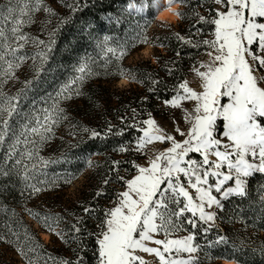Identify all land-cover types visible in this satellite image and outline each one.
Listing matches in <instances>:
<instances>
[{"label":"snow or ice","instance_id":"1","mask_svg":"<svg viewBox=\"0 0 264 264\" xmlns=\"http://www.w3.org/2000/svg\"><path fill=\"white\" fill-rule=\"evenodd\" d=\"M191 2L130 0L119 15L109 13L106 19L109 23L121 24L125 14L145 13L148 9L172 10L171 5L177 3L191 8ZM199 2L202 5L211 2L220 6L209 9V16L191 9L192 16L197 17L196 24L214 25L212 38L193 39L192 35L172 33L180 48L176 49L175 58L165 61L162 66L168 75H172L175 69L169 64L174 65L183 58L181 50L185 47L196 50L203 47L209 57L207 63L192 69L199 78L201 90H194L185 80L174 86V94L169 99L163 100L165 106L180 110L184 121L190 125L186 132L178 125L175 127V132L185 138L177 141L174 135L158 125L151 113L147 119H136L139 113L135 108L131 109L132 123H128V117L122 116L119 118L120 125L106 121L103 130L83 128V132L88 134L87 140L79 139L71 147L79 148L87 141L123 137L130 129L139 133L133 137L132 147L129 142H124L116 145L112 149L114 152L147 154L149 146L156 142H167L170 146L148 156L147 166L133 161L136 174L131 179H125L117 172V180L123 181L126 187L116 194L115 206L103 209L102 219L97 217V233L84 228L86 218L96 216L95 207L82 205L84 215L76 218L70 232L58 230V225L64 219L61 214H42L32 208L24 209L63 243L77 244V248L73 249L75 260L46 254L44 246L28 226L22 224L15 209H9L0 200V213L7 216V219L0 217V243L14 248L25 264H87L84 253L88 249L83 243L85 236L96 237L95 264H202L203 259L231 260L241 264L236 255L243 254V241L237 244L226 234L220 233L210 239L209 233L216 227L218 211L224 207L223 201L248 198L250 180L256 174L264 176V0ZM61 3L72 14L94 6L88 0H72V3L61 0ZM40 11L50 16L57 15L44 0H5L0 4V148L7 145L0 157V181H11L15 177L21 185L19 191L26 199L46 191H59L78 175V171L64 170L51 175L46 171L50 165L71 163L66 152L53 158H44L39 154L40 146L49 142L54 135V127L67 119L62 103L82 97L86 82L100 76L116 75L137 83L148 81L150 86L147 92L155 95L163 85V79L148 74L143 80H138L135 70L118 65L138 45L158 41L161 46L167 47L165 41L170 39L163 37L149 41L146 28L150 20L147 18L143 23L136 24L131 35L123 38L93 34L89 31L92 27L89 24L82 31L96 42V47L103 53V63L97 65L91 56H81L72 66L70 80L61 84L55 95L48 94L44 101L46 107L37 109V101L34 100L31 111H22L21 101L28 97L51 59L60 27L71 19L70 16L61 19L59 25L48 33L46 41L30 36L23 30L33 23L34 14ZM172 11L178 17L186 16L180 8ZM213 11L215 15H211ZM9 24L11 27H8ZM196 24L189 27V32L195 28L193 35L199 36L203 28ZM30 41L40 49L31 57L22 54ZM37 58L40 65L35 68V74L24 81V87L17 90L15 95L5 93V86L17 79L16 71L29 59L35 63ZM155 59L159 62L160 58ZM110 65H115V69ZM148 99V95L140 98L141 103ZM225 99L227 102H223ZM184 102H193L191 111L184 107ZM221 121L223 130L218 131ZM192 153L199 154L200 159L190 158ZM91 155L89 153L84 157L88 167L94 165ZM33 160L39 164L29 167ZM111 163L110 171L116 172L122 161L114 160ZM225 168L227 172L223 171ZM41 176L43 179H40ZM181 177L187 180V187ZM213 179L215 182L211 183ZM109 183V177H105L103 185ZM10 187H15V184L0 183V194ZM189 188L195 189V199L190 195ZM260 191L264 193V183ZM103 195L105 193L101 188L93 198ZM259 203L264 214V195H261ZM187 213L191 215L186 216ZM185 224L195 231L181 238H169L172 233L181 231ZM160 233L164 234V239L157 238ZM198 236L203 237L202 243L197 242ZM219 248L225 251L217 256L215 250ZM259 251L264 256V246Z\"/></svg>","mask_w":264,"mask_h":264},{"label":"trees","instance_id":"2","mask_svg":"<svg viewBox=\"0 0 264 264\" xmlns=\"http://www.w3.org/2000/svg\"><path fill=\"white\" fill-rule=\"evenodd\" d=\"M4 2L5 0H0V4ZM67 2L72 3V0H67ZM88 2L94 6H89L80 12L72 14L69 8L61 3V0H44V3L53 8L57 15L50 16L43 11L39 12L44 16L42 24L48 22V28L45 25L44 28H41V31L44 33L42 39L48 40V33L59 25L61 19L68 16L71 19L68 23L60 27V31L55 37L56 44L47 66L49 73L42 77L46 69L45 67L38 79L40 85L29 93L31 102L34 100L39 101L42 97L45 99L48 94L55 95V91L59 86L70 80L73 75L72 66L77 63L81 56H91L97 61V65L103 63V53L96 47V42L82 31L89 24L92 26L89 31L93 32V34H99L101 37L108 34L123 38L131 35L136 24L138 22L143 23L144 19L147 18L150 20L146 28V35L149 41L163 37H170V39L165 41L167 47L161 46L158 41L156 43L138 45L118 65L121 68H126L125 61L129 56H132L146 45H151L153 49L152 57H142L140 61L128 66V68L135 70L138 80H143L148 74H151L155 78L163 79L164 83L155 95L147 92V88L150 86L148 81L144 83L130 81V83L122 88H113L114 82L123 77L116 75L93 77L86 82L83 89L84 95L79 98H74L75 100L79 99L82 101L85 108L92 107V110L95 109L97 111L93 113L94 110L88 116L87 125H83V122L80 120V116L87 117L82 112V105L74 104L76 105L73 110L74 116L70 120L68 118L69 116H67L66 120H63L54 127V135L49 141L51 143L48 146H42L40 153L44 158H53L66 152L71 159V163L50 165L46 171L49 175L64 170L78 171V175H76L71 183L64 185L59 191H46L40 193L38 196L26 199L21 195L19 191L21 185L15 177L11 181H0V183L15 184V187H10L7 191L0 194V200L9 209H15L22 224L28 226L39 243L44 246L45 253L53 257L67 258L70 260H75L76 258V253L73 249L77 248V244L71 242L68 244L63 243L57 235L48 232L41 226L37 219L30 216L24 209L32 208L42 214L59 213L64 219L58 225V230L63 229L65 232H70L71 225L76 222V218L84 215L82 205L95 207L97 208L96 216L87 217L84 228L88 232L97 233L99 231L97 228L99 219L97 217L103 218V209L111 207V202L116 200V194L125 187L123 181L117 180V172L120 176H124L125 179H127L128 175L135 172V168L132 166V162L136 160L134 151L120 153L114 152L112 149L116 145L124 142H129V146L131 147L133 137L139 133L135 129H130L123 137H109L105 141H87L86 144H82L79 148H73L70 145L77 143L79 139L87 140L88 134L83 132V128L85 127L103 130L106 127V121L114 125H120L119 118L122 116L128 117V123H132V108L137 109L139 115L136 119L140 120L145 119L149 113H157L160 102L169 99L174 94L172 91L174 86L185 79L190 69L196 64L197 58L205 50L203 47L199 50L188 47L183 48L181 50L183 58L174 65L169 64V67H173L175 71L172 75H168L162 66L165 61L174 59L176 49L180 48L179 42L175 40L172 33L179 32L185 36L192 35L193 39H201L207 36L210 37L214 29V25L211 24H196L197 17L191 14V9L194 8L201 15L209 16L208 10L215 9V4L211 2L202 5L199 0H192L191 8L186 5H181V11H184L186 16L179 17L178 22L175 24L157 22L153 14V9L146 10L144 14H125L121 24L109 23L106 16L109 13L119 15L121 10L127 7L130 0H88ZM211 15H215L214 11ZM194 24L197 27L203 28L201 35H193L195 28H192L191 32H189V27ZM164 25H168L169 27H165ZM8 27H11V25L9 24ZM156 57L160 58L159 62L155 59ZM152 58H154V61H152ZM109 67L114 70L116 66L110 65ZM97 70L100 69L97 68ZM111 88V93L104 95ZM145 95H148L149 99L147 102L141 103L140 98ZM86 96L88 97L86 98ZM100 97H104L103 99L105 100L107 97H111V99L114 97L115 100L114 103L105 101L104 108H101L95 102L97 99L100 100ZM50 103L51 101L49 100L48 104ZM68 103L69 101L62 103L65 110L68 107ZM62 125H66V127L61 128ZM73 132L76 134L73 135ZM49 146L50 148H48ZM6 148L7 145L4 148H0V157H2ZM89 153L92 154L91 159L94 161L92 167H88L84 160V157ZM114 160H120L122 163L116 172H111V162ZM31 164L38 165L39 162L33 160L30 162L29 167H31ZM80 177L85 178V182L80 184L75 194L70 195V193H67L66 191ZM105 177H109L110 179V183L107 185H103ZM40 179H43V176ZM262 183H264V176L256 174L249 182L248 198H230L227 201H223L224 207L222 211H218V218L215 222L216 227L212 233H209L210 239L214 238L217 233H220L226 234L237 244L243 241V254L237 253L236 255V258L241 261V264H264V256L259 251L264 246V214L261 213L259 203L261 195H264L260 191ZM101 188H103L105 195L94 199L95 192ZM187 214L191 215L190 213ZM0 217L7 219L4 213H0ZM35 223L37 224V228L34 226ZM20 231L23 233V227L20 228ZM182 231L190 233L195 230L190 225L185 224ZM40 232L49 235L50 239L48 242H45L40 237ZM197 242L202 243L203 237L198 236ZM83 243L87 245L88 249L84 253L87 258V264H95L94 252L97 247L96 237L85 236ZM227 250L231 251V249ZM223 251H225L223 248L216 249L215 255L218 256ZM201 256L203 258V253H201ZM220 260L213 259L208 261L207 259H203L202 264H220ZM19 263L25 264V261L16 253L14 248L0 243V264Z\"/></svg>","mask_w":264,"mask_h":264},{"label":"rangeland","instance_id":"3","mask_svg":"<svg viewBox=\"0 0 264 264\" xmlns=\"http://www.w3.org/2000/svg\"><path fill=\"white\" fill-rule=\"evenodd\" d=\"M217 7H220L218 5H215V9ZM180 9H181V5H180ZM223 10V9H222ZM160 11V10H159ZM157 13L158 11L157 10H153V14H154V17H155V20L157 22H163V23H177L178 20L176 21H173V19H163V20H158L157 19ZM144 14V13H142ZM171 14V13H170ZM43 15H41V13H35L34 16H33V23L29 24V25H26L24 27V32L28 33L30 36H34V37H39L40 39H42L44 37V33L41 31V28H44V25L46 28H48V22L45 23V24H42V19H43ZM206 38H212V36L210 37H206ZM253 50H255V45L253 46ZM38 51H40V49L31 43V41L26 45L24 51L22 54H25L29 57L35 55ZM153 55V49H152V46L151 45H146L144 48H142L141 50L135 52L132 56H129L126 61H125V64H126V68H128V66H131L132 64H134L135 62H138L140 61V59L142 57H152ZM209 60V57L205 54V50L201 53V55L197 58V61H196V64L194 65L195 67H199V65L201 63H207ZM152 61H154V58H152ZM49 62L47 63V65L45 66L46 69L42 75V77H44L45 75H47L49 73V69L47 68ZM40 65V60L39 58H37V60L35 61V63L29 59L23 66L21 69L17 70L15 75L17 77V79L15 80H12L10 81L4 88V92L5 93H8L10 95H15V93L17 92V90L21 89L24 87V81L31 78L34 74H35V68L38 67ZM193 66V67H194ZM193 67L190 69V72L188 73V75L185 77V80L188 81L189 83V86L192 87L194 90H201L200 88V81H199V78L195 76L194 72H193ZM203 70V69H201ZM41 73V74H42ZM40 74V76H41ZM40 78V77H39ZM121 79L119 80H116L114 82V86L113 88L115 87H118V88H122L124 86H126L125 84H122L121 83ZM40 85V81L37 80L35 82V85L33 86L32 90H34L37 86ZM107 86V85H106ZM112 91V88L109 90H107L105 92L104 95H108L110 94ZM30 93V92H29ZM88 96H86L87 98ZM48 96L44 99V100H39L37 101L35 107L37 109H42L44 107H46L47 105H45L46 103L44 102L45 100H47ZM76 98H79V97H76ZM104 97H100V100H95L96 103H98V105H100V107L102 108L103 105H104V102H112L114 103V100L115 98L113 97V99H111V97H107L106 100L103 99ZM223 102H227V100L225 99ZM74 104H80L82 105V109H83V113L84 115H86L87 117H84V116H80V120L81 122H83V125H87L86 123L88 122V116H90L91 112H93L94 110H92L91 108L92 107H89V108H85L82 104V101H80L79 99H74L69 101L68 103V107L67 109L65 110V113H66V116H69V120L74 116V113H73V110L74 108L76 107V105ZM30 105V108L28 109ZM32 106H33V102H31V98H30V95L28 94V97L26 99H22L21 101V109L22 111H31L32 109ZM193 102H184V107L187 108L189 111H191V109L193 108ZM104 108V107H103ZM97 112L96 110L93 112L95 113ZM152 118L155 119L158 123L159 126H161L165 131H167L168 133H171L172 135H174L175 139L177 141H182L185 137H182L181 135H179V133H176L175 132V127L178 125L182 131H187L188 127H190V125L184 121L183 119V113L178 110V109H173L171 107H168V106H165L163 104V102H160L159 104V108H158V112L155 113V114H152ZM148 116L145 118L147 119ZM175 121V123H174ZM13 124L16 125V122L13 121ZM18 127V125H16ZM66 127V125H62L61 128L63 127ZM223 130V122H219V128H218V131H222ZM52 139V138H51ZM50 139V140H51ZM51 143V142H50ZM49 142H47L46 144L44 145H41L40 146V149L42 148V146H48V144H50ZM51 146V145H50ZM50 146L48 148H50ZM170 146L169 143L165 142V143H159V142H156L154 145L152 146H149V149L147 150V154H144V153H140V152H134L135 156H136V160H135V163L136 164H139L141 166H147L148 165V156L150 155H153L155 154L156 152H159V151H163L165 150L166 148H168ZM22 147V146H21ZM132 147V146H131ZM40 149H39V154L41 155L40 153ZM43 156V155H41ZM44 157V156H43ZM190 158H193V159H197L199 160L200 159V156L199 154H195V153H192L190 154ZM212 159H215L214 157H211ZM223 171L227 172V169H223ZM136 174V170L135 172H133L132 174L128 175L127 176V179H131L133 175ZM183 183L185 184V186L187 187V180H184L183 177H181ZM83 182H85V178H82L80 177L78 179V181H76L75 183H73L71 185V187L66 191L67 193H70V195H73L76 193L77 191V188L80 186V184H82ZM211 183H214V179L210 181ZM126 187V186H125ZM125 187L121 190H125ZM189 192H190V195L193 196V198L195 199V196H196V192H195V189H191L189 188L188 189ZM215 195L218 196L219 198V195L216 194L215 192L213 193ZM115 203H116V200L115 201H112L111 202V207L115 206ZM186 216H190L188 214H186ZM34 226L37 228V224L35 223ZM40 237L45 241V242H48L50 237L49 235L45 234V233H42L40 232ZM42 234H45L47 235L46 238H43L42 237ZM189 232H186V231H178V232H174L172 233V235L169 237V238H181L183 236H186L188 235ZM157 238H160V239H164V234L163 233H160ZM148 258V257H146ZM150 259V258H149ZM223 259L220 260V264H223L222 262ZM19 264H23V263H19Z\"/></svg>","mask_w":264,"mask_h":264},{"label":"clouds","instance_id":"4","mask_svg":"<svg viewBox=\"0 0 264 264\" xmlns=\"http://www.w3.org/2000/svg\"><path fill=\"white\" fill-rule=\"evenodd\" d=\"M179 8H180V4H178V3L171 5V9L172 10L179 9ZM172 10H170L169 8L162 9L161 12L158 14V18H163L167 13H171L173 21L178 20L179 17L176 16L174 11H172ZM121 83L126 85V84L130 83V81H127V78L123 77L122 80H121ZM223 264H236V262L235 261H231V260H224Z\"/></svg>","mask_w":264,"mask_h":264},{"label":"bare ground","instance_id":"5","mask_svg":"<svg viewBox=\"0 0 264 264\" xmlns=\"http://www.w3.org/2000/svg\"><path fill=\"white\" fill-rule=\"evenodd\" d=\"M161 12V10L160 11H158V13H157V19L160 21V20H163V19H171L172 18V14H170V13H167L163 18H158V14ZM46 236L47 235H45V234H42V237L43 238H46Z\"/></svg>","mask_w":264,"mask_h":264}]
</instances>
